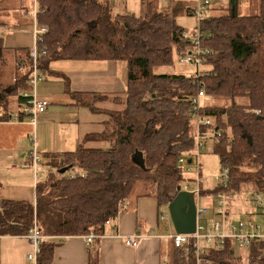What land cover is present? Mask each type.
Masks as SVG:
<instances>
[{
	"label": "trees",
	"instance_id": "obj_1",
	"mask_svg": "<svg viewBox=\"0 0 264 264\" xmlns=\"http://www.w3.org/2000/svg\"><path fill=\"white\" fill-rule=\"evenodd\" d=\"M240 1L215 5L214 0L201 20V48L209 51L208 69L194 78L155 70L173 66L175 59L193 51L184 33L198 25L187 30L178 20L195 17L196 2L168 0L162 8L160 0H141V13L136 16L118 13L98 0H37L36 23L49 29L37 59L39 74L59 60L125 62V97L113 98L125 106L100 109L92 99L79 100L110 117L102 135L109 147L98 151L82 147L57 156L56 171L72 166L78 175L71 179L66 173L47 186L37 185L35 202L0 198V236H29L38 228L42 237L58 238L41 239L39 244L37 264H51L60 239L88 235L91 228L105 235L107 221H115L139 185L142 195L153 196L160 208L167 207L178 187L194 181L185 177L184 168L192 163L196 148L191 98L202 89V114L212 120L211 127L202 129L211 134L206 145L219 157L221 176L227 169L228 177L214 190L201 191V197L218 199L221 194L228 197L249 188L242 200L263 212L264 204L257 198L264 196V0H258V13L250 15L239 13ZM9 55L15 59V84L0 82V122L15 120L3 103L7 93L26 88L33 71L30 51L13 50ZM9 55L0 36L1 66L7 64ZM20 97V116H24L25 98ZM94 97L103 100L107 96ZM210 100H225V104L210 105ZM136 151L142 154L144 167L133 161ZM185 155L186 164L181 165L179 160ZM45 157L52 165L56 162L54 155ZM236 246L227 240L223 247H205L204 259L210 264H264V240L251 244L246 260ZM173 247L170 264H186L185 253Z\"/></svg>",
	"mask_w": 264,
	"mask_h": 264
},
{
	"label": "crops",
	"instance_id": "obj_2",
	"mask_svg": "<svg viewBox=\"0 0 264 264\" xmlns=\"http://www.w3.org/2000/svg\"><path fill=\"white\" fill-rule=\"evenodd\" d=\"M10 1L14 3L9 4ZM98 1L109 3L114 8L119 4V9L115 8L118 13L128 11L136 16L141 13V0ZM35 9V0H27L25 5H16L15 0H0V36L4 40L8 55L13 50L30 51L32 48L37 16ZM15 66L14 56L9 55L7 64L0 65L3 81L8 82L3 72L12 67L14 72ZM127 84L128 68L125 62H51L47 70L41 73V80L37 84L38 97L49 103L46 112L38 117L37 123L34 125L27 117L20 116V107L18 114L13 115L15 120L0 122V198L27 202L36 200V176L41 175H36L35 171L33 173L31 168H23L28 163V153L32 150L25 148L27 142L33 144L34 141L44 160L41 166L50 168L49 174L58 173L53 166L59 164L60 159L57 156L61 154L76 152L82 147L95 150L96 146L109 145L105 139L101 141L104 138L101 134L105 130H101L99 124L104 127L106 120L102 121L98 116L103 113L91 108L89 112L83 113L81 109H85L87 105L79 100L86 98L99 102L102 100L94 96H107L103 100L116 104L115 100L109 99L110 96L124 99ZM8 85H12L10 78ZM99 108L114 110L110 107ZM52 155L56 156L53 165L45 157ZM72 173L75 171L71 170L67 175ZM243 204L245 208L249 205ZM217 208L211 209V219L216 218ZM160 211L161 208L153 196L133 194L115 219L114 231L107 227L105 235L90 245L85 244L79 236L59 238L61 241L54 248L51 264H170L175 250L172 241L167 237L175 231L165 233V220L161 219ZM246 213L241 207H229V215L233 219ZM131 236L141 237L138 247L124 243V238ZM33 251L31 235L0 236V264H30L28 257Z\"/></svg>",
	"mask_w": 264,
	"mask_h": 264
},
{
	"label": "built area",
	"instance_id": "obj_3",
	"mask_svg": "<svg viewBox=\"0 0 264 264\" xmlns=\"http://www.w3.org/2000/svg\"><path fill=\"white\" fill-rule=\"evenodd\" d=\"M214 0H196V16H197V27L192 31L184 33V37L190 39L193 43L194 49L187 56L179 59V62L183 64L193 65L197 70L194 78H199L203 73L201 68L206 64V55L209 51L202 50V33L200 30V22L205 17V10H207ZM244 1V0H241ZM36 9L35 13H38V3L35 0ZM49 32L46 26H38L35 22L33 34H34V44L30 49V55L34 60L33 71L28 79V83L25 89L22 91V95L25 98V105L21 112L25 117L29 119L32 124H36L38 117L45 113L49 103L41 100L37 94V84L41 80V75L38 72L37 59L40 54L41 46H44L45 36ZM43 49V48H42ZM47 48L45 47L41 55H46ZM205 97L204 90H200L197 95L191 98L192 105V117L191 120L196 128V147L198 151L206 145V140L209 138L208 132H203V128H209L212 126V120L203 116V100ZM220 137L221 134L218 133ZM33 148L28 153V163L23 165V168H31L38 174V167L41 165L42 157L36 149L35 143L33 141ZM186 156L179 160L181 165L186 164ZM197 160V176H200L201 161L200 156L196 154ZM192 162V160H191ZM190 170V169H188ZM222 176L219 177V183H225L228 177V170L226 169ZM77 173H72L69 177L74 179L77 177ZM42 176V175H41ZM41 176H36V180H40ZM85 177L86 175H81ZM220 185V184H218ZM201 197V191L195 192L196 204H197V230L195 234L192 235H178L175 232L167 237L173 243V245L182 250L187 256L186 264H210L204 259L206 254V248L208 246H218L223 247L227 240L235 241L238 246L244 250L246 253L244 255L245 260L249 256L251 244L255 240H264V227L261 225H256L251 219L245 223V221H234L229 215V204L226 200L225 195H219L218 198L221 199L218 208L215 210L216 218L208 219L209 210L207 208H200L197 203V199ZM259 202V197L257 198ZM203 218L205 221L203 222ZM161 219L165 220V216L162 214ZM107 226L113 231L115 230L114 221H107ZM101 235L96 234L94 228H91L90 233L84 236L85 244L90 245L94 240L101 238ZM140 236H131L124 238V243L127 246L138 247L140 242ZM31 239L34 246L33 254L29 255V261L32 260L34 264H37V255L39 244L41 242L42 236L38 228H34L31 232ZM194 259V261H192Z\"/></svg>",
	"mask_w": 264,
	"mask_h": 264
},
{
	"label": "rangeland",
	"instance_id": "obj_4",
	"mask_svg": "<svg viewBox=\"0 0 264 264\" xmlns=\"http://www.w3.org/2000/svg\"><path fill=\"white\" fill-rule=\"evenodd\" d=\"M167 1L168 0H160V7L164 8L167 5ZM188 2H191L194 4L193 1L196 2V0H187ZM27 2V0H15V4L18 5L19 3H21L22 5H25ZM14 2L10 1L9 4H13ZM214 1L211 3V6L205 10V15H207V13L209 12V9H211L212 5H213ZM216 5L217 4H223L225 3V0H216L215 1ZM29 6V5H28ZM119 4L115 7L116 9H119ZM114 8V9H115ZM218 8V7H216ZM12 9V8H11ZM115 9V11H117ZM238 11L240 14H244V15H250V14H257L259 11V4H258V0H245V1H240L239 3V8ZM222 13V12H220ZM197 16L195 15V17H190V16H183L182 18H179L178 23L183 26L184 28H186L187 30H190L191 28H194L197 26ZM206 65H204L201 68V72L205 73V71L208 69L207 67H205ZM156 73L158 74H169V75H174V74H179V75H185V76H192L196 74V68L193 65L190 64H183L181 62H179L178 59L174 60V65L173 66H166V67H161V68H157L155 70ZM3 73H5L7 80L9 82V78H10V82L11 84H15L14 82V77H15V70L13 72V67L10 68L7 71H4ZM4 75L2 73H0V82H4L6 85H8V82L3 81ZM22 91L23 88H21L20 90L15 91V93H7L9 94L7 96V99L5 101V103H3V108L4 106H6L8 108V111L11 113V115H17L19 112V107L21 105L22 102V98L20 96H22ZM112 99L114 98V96H110ZM91 101V99L89 100ZM110 100H102L99 102H96V106L97 107H105V108H111L114 110H122L124 108V104L125 102H118L116 104H111ZM95 103V102H93ZM211 103H213L212 105H224L225 104V100H218V101H214V100H210L209 104L211 105ZM204 101H203V105H204ZM207 104V103H206ZM2 108V109H3ZM89 107H86L85 109H81V111L83 113H87L89 112ZM98 118H102V121L106 120V122L104 123V127L102 125L99 124V127L101 130H107L108 129V123L111 121L110 117H108V115H99ZM110 128V127H109ZM196 131V128H195ZM105 133V132H104ZM103 133V134H104ZM101 134V137H103ZM211 136V134L209 135V137ZM34 136L31 134V139H33ZM101 141H104L103 138H101ZM109 147V145H101V146H96V150H106ZM26 149L29 148H33V144L27 142V145L25 146ZM88 149V148H86ZM199 154L200 156V161H201V170H200V176H197V160H196V154ZM192 163L189 165H185V177L188 178H193L194 181H190L188 183H185L182 185V190L185 191H189V192H198L203 191V192H207V191H212L214 190L217 185L219 184V177L221 176V166H220V160L219 157L217 155H215L212 151V148L208 145H205L202 149H200L198 151V148H195L194 151V156L191 159ZM50 168H46V167H42L41 165L38 167V174L42 175V177L40 178V180H38L36 183L39 186H47L49 185L52 181L58 180L59 176H61V174H58L57 172H52V174L48 173V170ZM190 169V170H188ZM31 171L34 173V170L31 169ZM44 175V176H43ZM143 187L141 185H139L137 187V189L135 190L134 194H142L143 192ZM250 192L249 188H247L246 190L242 189V193L240 194H234V193H230V196L226 197L227 202H229V207H241L242 211H247L246 214H240L238 216L235 217V221H245L248 222L249 219H251L253 221L254 224L256 225H261L262 227H264V211L263 212H259L256 211L255 207L253 206V204H249L248 206H246L247 208H245V205L243 203H245V200L242 198L246 197L244 196L245 194L243 192ZM241 192V191H240ZM239 193V192H237ZM260 201H262L263 203L259 202L260 204H264V196L260 195L259 196ZM221 199H213L211 197H207V196H202L200 198L197 199V203L198 206L200 208H207L209 210V215L207 217L208 219H211V216L213 215V213L211 212V209L213 207L217 208L219 206ZM249 203V202H248ZM247 205V204H246ZM264 210V207H262ZM248 212L252 213L248 215ZM161 214H163L165 216V221L164 223V227L166 228L165 233H169L172 232L174 230L173 225L171 223L170 220V215H169V210H168V206L166 207H162ZM212 213V214H211ZM205 221V218H203V222ZM80 238H82L84 241V236H79ZM42 239L44 240H51L50 242H52L53 240H56L54 238L51 237H46L43 236ZM236 251L237 253L242 256L246 253V250L241 249L240 247L236 246ZM30 264H34V262L32 260L29 261Z\"/></svg>",
	"mask_w": 264,
	"mask_h": 264
},
{
	"label": "water",
	"instance_id": "obj_5",
	"mask_svg": "<svg viewBox=\"0 0 264 264\" xmlns=\"http://www.w3.org/2000/svg\"><path fill=\"white\" fill-rule=\"evenodd\" d=\"M132 158L133 161L144 167V159L139 151H136ZM71 169L72 166L64 167L58 170V174L64 175ZM177 191V196L168 205L170 220L174 231L178 235L195 234L197 230V204L195 193L182 190L181 187H178Z\"/></svg>",
	"mask_w": 264,
	"mask_h": 264
}]
</instances>
